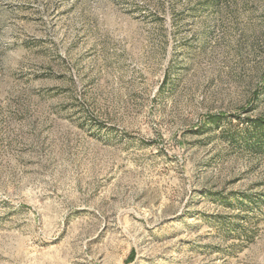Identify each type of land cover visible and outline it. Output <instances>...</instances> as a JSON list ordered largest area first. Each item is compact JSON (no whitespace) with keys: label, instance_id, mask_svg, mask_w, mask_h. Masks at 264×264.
<instances>
[{"label":"rangeland","instance_id":"374dc122","mask_svg":"<svg viewBox=\"0 0 264 264\" xmlns=\"http://www.w3.org/2000/svg\"><path fill=\"white\" fill-rule=\"evenodd\" d=\"M260 116L264 0H0V264H264Z\"/></svg>","mask_w":264,"mask_h":264},{"label":"trees","instance_id":"16d2710c","mask_svg":"<svg viewBox=\"0 0 264 264\" xmlns=\"http://www.w3.org/2000/svg\"><path fill=\"white\" fill-rule=\"evenodd\" d=\"M221 119L219 117H209V124H215ZM240 139L243 140V144L245 147L252 149L257 152L259 155L264 156V117H249L246 120V127L241 133ZM251 198L254 199L250 194L244 195L242 199ZM222 199L226 200L228 197H222ZM239 199V196L236 197ZM259 199V198H258ZM253 201H256L255 199ZM241 205H244V201H236Z\"/></svg>","mask_w":264,"mask_h":264}]
</instances>
